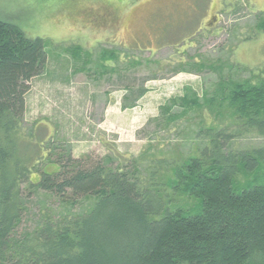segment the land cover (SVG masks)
<instances>
[{
  "label": "trees",
  "instance_id": "16d2710c",
  "mask_svg": "<svg viewBox=\"0 0 264 264\" xmlns=\"http://www.w3.org/2000/svg\"><path fill=\"white\" fill-rule=\"evenodd\" d=\"M262 17L256 27L264 32ZM46 43L0 19V264H264V148H231L251 131L264 136V69L254 78L221 75L203 98L185 90L160 107L169 126L199 112L198 154L178 146L127 160L76 157L68 141L34 143L36 127L25 130ZM146 91L125 96L123 108ZM205 109L231 110L241 129L208 123ZM26 189L38 212L20 229Z\"/></svg>",
  "mask_w": 264,
  "mask_h": 264
},
{
  "label": "rangeland",
  "instance_id": "374dc122",
  "mask_svg": "<svg viewBox=\"0 0 264 264\" xmlns=\"http://www.w3.org/2000/svg\"><path fill=\"white\" fill-rule=\"evenodd\" d=\"M262 14L264 0H0V19L47 42L45 73L26 96L25 130L36 127L29 140L64 139L76 157L116 153L127 160L178 146L198 154L199 112L169 126L160 107L185 90L203 98L221 75L260 74ZM139 88L147 91L123 108L125 96L132 101ZM231 114L201 111L208 123L240 130ZM231 148L263 149L264 136L251 131ZM29 192L20 229L32 227L38 212V197Z\"/></svg>",
  "mask_w": 264,
  "mask_h": 264
},
{
  "label": "water",
  "instance_id": "95a60500",
  "mask_svg": "<svg viewBox=\"0 0 264 264\" xmlns=\"http://www.w3.org/2000/svg\"><path fill=\"white\" fill-rule=\"evenodd\" d=\"M134 1H136V0H134Z\"/></svg>",
  "mask_w": 264,
  "mask_h": 264
}]
</instances>
